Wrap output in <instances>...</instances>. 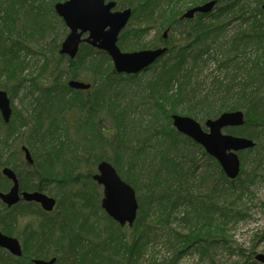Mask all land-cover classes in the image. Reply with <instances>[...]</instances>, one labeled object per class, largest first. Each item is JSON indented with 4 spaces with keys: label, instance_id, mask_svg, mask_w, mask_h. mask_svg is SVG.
I'll return each mask as SVG.
<instances>
[{
    "label": "trees",
    "instance_id": "1",
    "mask_svg": "<svg viewBox=\"0 0 264 264\" xmlns=\"http://www.w3.org/2000/svg\"><path fill=\"white\" fill-rule=\"evenodd\" d=\"M27 1L0 0V79L13 86L11 90L9 86L3 88L13 100L19 87L32 84L26 96L32 97L29 109L15 110L8 124L0 118V182H7L0 183V191L10 185L1 173L9 165L2 158L13 144H19L20 154L24 156L22 147H27L35 164L25 174L12 165L21 188L45 193L54 185L63 190L64 198L57 200L52 213L33 203L4 207L7 214L0 216V225L7 235L22 233L17 237L22 240L24 255L16 258L0 249V264H33V258L54 256L59 264H141L156 242L157 226L168 227L181 207L188 233L171 231L169 236L174 238L170 241L176 251L171 264H177L191 248L207 255L218 241L211 233L214 224L225 232L238 214L236 199L256 179L257 170H264L262 2L257 0L253 7L243 0H218L216 14H198L192 20L181 19L173 12L168 28L174 35L168 41L167 59H160V66H152L148 70L151 77L144 81H139V75L118 74L105 53L86 44L81 45L75 60L59 53L55 64L41 52L46 61L28 81L24 77L30 67L26 53L35 52L24 43L46 38L51 32L57 34L58 17L54 0L43 7L36 4L43 0H34L35 4ZM174 1L127 0L125 5L133 9L139 26L131 28L129 34L142 40L146 31L142 23L162 21L165 12H172ZM60 24L61 31L66 30L63 21ZM234 24L236 28L227 35V28ZM65 60L68 66L63 70ZM211 61L224 75L214 79L211 90L196 106L209 104L217 111L214 117L221 111H243L245 125L227 130H236L241 137L257 143L255 148L241 152H249L254 174L243 171L234 181L200 145L172 125V115L181 103L188 102L191 107L186 111L193 113L194 71ZM64 76L67 80L62 84ZM39 77L47 79L43 80L46 86L41 85ZM82 79L91 84L89 90L69 87L71 80ZM126 81L132 83V89L123 93ZM137 93L139 97L135 98ZM140 109L152 116L145 127L132 118ZM106 121L108 127L104 126ZM102 161L111 163L138 194L137 220L128 229L104 212L97 188L92 191L96 183L87 167H96ZM83 166L89 172L83 184L86 189L77 173L85 170ZM104 219L107 224L102 225ZM245 264L256 262L247 259Z\"/></svg>",
    "mask_w": 264,
    "mask_h": 264
},
{
    "label": "rangeland",
    "instance_id": "2",
    "mask_svg": "<svg viewBox=\"0 0 264 264\" xmlns=\"http://www.w3.org/2000/svg\"><path fill=\"white\" fill-rule=\"evenodd\" d=\"M39 0H36V2ZM68 0H54L53 6L56 3H64ZM109 2H115L117 3L116 10L124 11L126 9H131L133 12V9L131 7H127L125 3H127V0H107ZM213 0H175L174 4L172 5V12L171 10L164 13V19L160 22H156L155 20H146L144 23H142V29H146L144 34H142V40L137 37V35L134 37L130 32L131 28H139L137 18H135L132 15V18L130 20V25L124 29L120 35L118 46L124 53H133V52H139L144 50H158L162 49L164 47H170V43H168L170 36L174 35L171 31H166L169 26V21L172 19V14L175 12L178 14V16H182L186 11L202 6L207 2H210ZM262 2V6L264 4V0H260ZM30 3H36L34 0H28ZM51 0H43L40 1V4L36 3L37 5H41L42 7L44 5H47L50 3ZM243 3L250 2L252 6L254 7L257 0H243ZM48 6V5H47ZM218 6V5H217ZM47 8V7H46ZM166 8V7H165ZM169 9V8H167ZM165 9V10H167ZM214 14L217 13L215 9L213 10ZM59 21V22H58ZM60 21L62 19L58 16V20L55 23V32H51L50 35L46 38H37L35 40H27L25 41V45H27L29 48H31L35 53L27 55V64L30 66L25 71L24 77L29 81L32 75L31 73H36L40 66H42L45 61L46 57L40 54L41 52H44V54L50 58L53 59V64L56 60H58L59 56V49L60 46L65 40L66 36L69 33V30L67 29L66 25L64 24V27L66 30L61 31L62 25L60 24ZM155 21V22H154ZM225 23V22H224ZM236 28V24L229 26L227 35L232 33L234 29ZM168 32V35H164V33ZM165 39V40H164ZM175 41H177V37H175ZM141 40V41H140ZM176 43V42H175ZM167 57H164L162 61H165ZM162 61L157 63L158 66L162 64ZM112 63V61H111ZM113 64V63H112ZM156 65V64H155ZM68 66V62L62 61V69L66 70V67ZM218 66L215 62H209L205 65H200L197 69L194 71V77H193V83L192 87L196 88L195 94L192 96V103L191 105L194 106L193 113L186 111L189 109V104L186 102L181 103L176 111L175 114L183 117H190L194 120H196L200 125L204 127V124L208 120H215L220 115L224 113H231L233 111H221L220 115L218 117H214L213 113L217 112L215 109H213L209 104L198 105L196 106V102L199 101V98L208 94V92L211 90L212 83L216 77L223 76L224 74H221L218 70ZM54 70H50L52 72ZM152 72L146 71L141 74H139V81H144L146 78L151 77ZM46 77V76H45ZM51 77V76H50ZM49 77V78H50ZM46 78H38V81H42ZM67 76L62 77L60 80V83L64 84L66 83ZM47 81V79H46ZM82 81H86L85 79H82ZM87 82V81H86ZM49 83V82H47ZM132 83L130 81H126L124 83V91L123 93L131 92L132 89ZM141 84V83H139ZM42 86H46V84L43 82L41 84ZM3 86H6L9 90L12 89V84L5 82L2 78L0 79V89L5 90ZM32 84L30 82L25 83L22 88L19 87V90L15 96V98L11 99V107L13 110V113L15 110L17 111H26L29 109L30 103L32 102V97H26L27 92L29 93V90L31 89ZM191 89V86L189 87V90ZM177 90V87L174 89ZM9 96L10 92L8 90H5ZM139 92V91H138ZM131 94V93H130ZM129 94V96H131ZM134 96V95H133ZM135 98L139 97V94L137 93ZM191 107V106H190ZM143 109H140L135 115L132 116L133 119H135L140 124L145 125L151 121L152 116L150 113H142ZM171 111V109H169ZM174 114V115H175ZM212 114V117H206L207 115ZM1 118V115H0ZM69 118V117H68ZM104 126L108 127L109 123L108 121L104 122ZM228 129V128H227ZM227 129L224 130V133L231 136L241 137L237 134L235 131H228ZM25 130V129H24ZM22 130V132L24 131ZM20 148L21 145L19 144H13L12 148H10L7 152H5L3 156V161L6 162L9 165L5 167L12 168V165H17L19 170L22 172H28L30 168L25 165L24 156L20 154ZM97 154H99V151H96ZM241 157H240V156ZM239 159L241 161V172L249 173V175H253V165L251 164V156L248 153L241 154L239 153ZM61 165H59L58 169ZM84 166L82 167V169ZM14 169V168H12ZM37 169V168H36ZM62 169V167H61ZM85 170H79L77 173H80V180L81 185L84 186L86 189L84 183L88 181L86 179V175L89 174V172H86L87 169H90L92 174L97 173V166L94 167L93 165H90L89 167L84 168ZM257 176L256 179L249 184L248 190L244 191V194L241 195L240 198L236 199L235 204V210L238 212L237 216L234 218V220L226 226V230L219 231L220 225H215L212 228H215L211 233L218 239L217 244H212V247L210 248V251L207 255H202L196 248H191L184 252L181 255V258L178 260L177 264H245L247 259L250 261H254L255 257L257 255H264V170H257ZM248 175V177H249ZM243 180H246L247 178L245 176L241 177ZM246 182V181H245ZM1 185H6L7 182L2 180ZM89 186V185H88ZM2 188H5V186H1ZM10 185H7L5 190L3 189L2 192L8 191ZM92 191L95 190L98 193V202L101 205V201L103 199V188L101 186H91ZM50 197L60 200L64 198V193L62 189H58L54 185L47 189L46 192ZM138 196V194H137ZM61 201V200H60ZM140 206V205H139ZM180 212L178 214V217L172 221V223L166 227L163 225H158L156 230V242L153 243L151 248L148 250V253L145 257V259L142 261L141 264H171L172 259H174L176 255V251L173 249V243L170 241L169 236L171 234V231L178 232L181 234L188 233V227L186 224L183 223L182 219L184 218V212L185 210L180 208ZM4 206L2 205L0 201V216H3L4 213ZM99 215L103 216V214L100 212ZM105 217V216H104ZM186 217V216H185ZM106 219L102 221V225L107 224ZM155 221V219H153ZM218 224V223H217ZM128 229L127 227H125ZM0 230L4 233V227L0 225ZM16 235H14L16 238H18V235H22L20 231H16ZM6 234V233H5ZM174 238V237H172ZM22 244L21 238H18ZM174 242V241H173ZM214 245V246H213ZM23 246V244H22ZM24 249V248H23ZM30 254V252L28 251ZM27 256V255H26ZM55 257V256H54ZM59 264V263H57ZM256 264H259L256 262Z\"/></svg>",
    "mask_w": 264,
    "mask_h": 264
},
{
    "label": "water",
    "instance_id": "3",
    "mask_svg": "<svg viewBox=\"0 0 264 264\" xmlns=\"http://www.w3.org/2000/svg\"><path fill=\"white\" fill-rule=\"evenodd\" d=\"M217 1L208 2L188 10L183 19H193L195 14L211 13ZM116 3H106L105 0H68L55 5L56 14L64 21L69 34L64 40L60 54L75 59L81 44L85 43L106 53L119 74L137 75L148 69L159 58L167 53V48L158 50H144L133 53H124L118 47L121 32L127 26L132 10L113 12ZM264 10V5H263ZM87 35L86 38H83ZM69 87L74 90H88L90 85L84 82L72 80ZM0 112L6 123L12 116L11 100L7 92L0 90ZM173 126L177 131L192 139L205 149L221 166L226 176L235 180L241 169L239 152L253 149L256 143L248 138L236 137L224 134L226 128L242 127L245 124L243 111L224 113L215 120L205 122L207 131L194 119L173 115ZM26 160L33 164L30 151L23 147ZM2 174L12 181V188L8 192H0V200L12 207L19 203L21 197L27 202H35L41 205L43 210L52 212L56 206V200L41 192H24L20 196L19 180L11 168H4ZM94 180L104 188L102 208L121 227L132 226L137 218L139 204L136 192L118 175L116 169L108 162L103 161L98 166V174ZM0 249H4L15 257H22L23 250L20 242L0 231ZM255 260L264 264V255H257ZM56 258L49 261L36 259L34 264H55Z\"/></svg>",
    "mask_w": 264,
    "mask_h": 264
},
{
    "label": "flooded vegetation",
    "instance_id": "4",
    "mask_svg": "<svg viewBox=\"0 0 264 264\" xmlns=\"http://www.w3.org/2000/svg\"><path fill=\"white\" fill-rule=\"evenodd\" d=\"M27 166L29 167V168H33L34 166H35V164H33L32 166H30V165H28L27 164ZM11 186H12V182H11ZM10 186V187H11ZM19 187H20V189H19V193H20V195H22V193H24V192H39V191H25V190H23L22 188H21V185H20V183H19ZM10 190V189H9ZM45 194H46V192H45ZM26 204V203H28V202H25V201H23L22 199H21V201L17 204V205H19V204ZM33 204H36L39 208H41L42 209V207H41V205L40 204H37V203H33ZM17 205H15V206H17ZM4 207H7V206H4ZM14 206H12V207H7L8 209H11V208H13ZM43 210V209H42ZM48 213V212H47ZM50 213H52V212H50Z\"/></svg>",
    "mask_w": 264,
    "mask_h": 264
}]
</instances>
